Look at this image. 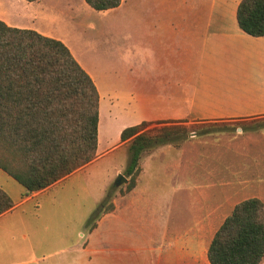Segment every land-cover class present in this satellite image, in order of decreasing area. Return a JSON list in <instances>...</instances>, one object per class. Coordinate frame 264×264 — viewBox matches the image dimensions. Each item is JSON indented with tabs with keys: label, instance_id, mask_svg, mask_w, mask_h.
<instances>
[{
	"label": "crops",
	"instance_id": "obj_1",
	"mask_svg": "<svg viewBox=\"0 0 264 264\" xmlns=\"http://www.w3.org/2000/svg\"><path fill=\"white\" fill-rule=\"evenodd\" d=\"M23 1L31 7L28 28L2 12L0 21L68 48L96 86L98 125L104 98L108 109L123 104L130 126L264 115V37L238 27L241 0H121L103 11L84 0ZM203 136L142 153L134 186L75 238L67 197L55 194L73 174L25 195L0 169V189L13 203L0 215V264H209L215 232L241 201L226 183L196 178L201 163L187 144Z\"/></svg>",
	"mask_w": 264,
	"mask_h": 264
},
{
	"label": "trees",
	"instance_id": "obj_2",
	"mask_svg": "<svg viewBox=\"0 0 264 264\" xmlns=\"http://www.w3.org/2000/svg\"><path fill=\"white\" fill-rule=\"evenodd\" d=\"M84 1L95 11L121 2ZM236 21L245 34L264 37V0H241ZM98 102L95 84L63 43L0 21V169L25 189V195L50 187L94 159ZM263 123L251 130L264 128ZM145 125L126 127L119 135L121 142L129 141L125 175L131 179L126 190L135 184L142 153L160 145L180 146L191 132L184 125H172L151 135L142 132ZM216 132L203 129L195 134ZM110 199L107 194L103 202ZM102 206L90 215V228ZM12 207L0 189V215ZM263 257L264 204L246 199L234 206L215 232L208 262L260 264Z\"/></svg>",
	"mask_w": 264,
	"mask_h": 264
},
{
	"label": "rangeland",
	"instance_id": "obj_3",
	"mask_svg": "<svg viewBox=\"0 0 264 264\" xmlns=\"http://www.w3.org/2000/svg\"><path fill=\"white\" fill-rule=\"evenodd\" d=\"M27 5V2L25 4L23 0H2L0 12L4 14V19L13 18L19 22L21 28H28L32 19L29 13L31 7L28 8ZM24 14L25 17L22 19ZM94 15L98 16L101 13H94ZM93 20L91 19L92 22ZM86 39L88 45L94 46L93 40ZM91 49L93 50V47ZM93 55L96 57V54ZM92 61L96 62L95 59ZM108 93V98L112 99L114 92L110 90ZM109 102L111 103L107 98L101 101L97 137L98 150L94 159L71 173L72 176L68 175L70 177L67 181L56 189L55 194H64L67 197L66 209L71 215L74 238L76 231L83 234L86 232L87 221L97 206L103 203V212L108 210L112 206V197L117 192L123 193L131 179L125 175L129 141L121 142L120 133H117L120 127L123 129L130 127L128 122L131 121V116L123 104L114 105L108 109L106 104ZM260 122H264V115L245 120L184 124L191 131L190 136L192 137L203 129L218 131L211 133L214 136L211 134H207L209 136L201 135L203 137H197L187 144V148H193L198 152L197 162L201 163L196 178L202 184L218 186L220 182L226 183L223 189L239 191V194L234 196V201L240 202L256 197L264 204V128L251 130ZM167 126L172 125L146 123L142 132L153 135L155 131ZM105 145L106 147L103 149ZM167 146H156L143 154L150 153L152 150H161ZM208 157L209 160L205 161V158ZM211 169L214 170L212 174L208 173ZM171 173L173 171L170 169ZM118 175L126 178L127 182L115 186L114 182ZM107 194H110L111 199L103 202ZM260 264H264V257Z\"/></svg>",
	"mask_w": 264,
	"mask_h": 264
},
{
	"label": "water",
	"instance_id": "obj_4",
	"mask_svg": "<svg viewBox=\"0 0 264 264\" xmlns=\"http://www.w3.org/2000/svg\"><path fill=\"white\" fill-rule=\"evenodd\" d=\"M126 182H127L126 178H124L122 175H118L114 182V185L120 186L121 184L126 183Z\"/></svg>",
	"mask_w": 264,
	"mask_h": 264
}]
</instances>
